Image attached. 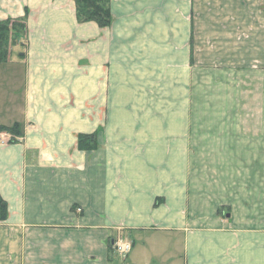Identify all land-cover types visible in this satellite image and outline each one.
<instances>
[{
    "label": "crops",
    "instance_id": "1",
    "mask_svg": "<svg viewBox=\"0 0 264 264\" xmlns=\"http://www.w3.org/2000/svg\"><path fill=\"white\" fill-rule=\"evenodd\" d=\"M111 14L100 29L71 0H0V22L27 15L0 64V264H264V0ZM203 76L247 93L237 120L190 101Z\"/></svg>",
    "mask_w": 264,
    "mask_h": 264
},
{
    "label": "trees",
    "instance_id": "2",
    "mask_svg": "<svg viewBox=\"0 0 264 264\" xmlns=\"http://www.w3.org/2000/svg\"><path fill=\"white\" fill-rule=\"evenodd\" d=\"M76 5V18L79 24L94 23L100 29H107L113 23L110 10L111 0H73ZM27 35V15L19 19H7L0 22V64L8 63L13 47L23 45ZM18 126L11 130H2L11 133L15 139L19 136ZM11 142H14V140ZM16 141V140H15ZM98 135H85L78 138V148L90 152L98 149ZM9 215L7 203L0 194V222L7 220Z\"/></svg>",
    "mask_w": 264,
    "mask_h": 264
},
{
    "label": "rangeland",
    "instance_id": "3",
    "mask_svg": "<svg viewBox=\"0 0 264 264\" xmlns=\"http://www.w3.org/2000/svg\"><path fill=\"white\" fill-rule=\"evenodd\" d=\"M75 6V10H76V5L74 3L73 0H71ZM110 10H111V1H110ZM86 24H92V23H86ZM94 24V23H93ZM110 28V27H109ZM203 75H206V73H204ZM224 83V85H223ZM226 82H223V80L221 78H213V79H209L206 78V76H203L202 78H200L198 80V85L195 89V94L193 95V80H192V86H191V99L190 101L195 104H211L213 105V111L209 112L211 113L214 118L216 119H223L222 116L223 114H225V110H223V107L226 102L230 103L231 105V110H230V114H232V118L233 120H237V114L241 112L240 106H242L241 104V98H246L247 99V93H245V96L243 97V95L239 96L237 94L238 90H234L232 91L231 94L227 95L226 91H223V88L228 86L225 84ZM231 84V82H230ZM249 84V85H248ZM241 85H243V88H247L248 89H252V84H250L249 79L244 80V83H241ZM257 86V85H255ZM229 89V88H228ZM230 91V90H229ZM234 92V93H233ZM252 97V96H251ZM247 103V101H246ZM235 104V105H232ZM247 105V104H246ZM227 107V106H226ZM229 113V112H228ZM243 116L247 115L249 112H244L242 111ZM227 114V113H226ZM230 118V117H229ZM231 119V118H230ZM217 129H221V128H217ZM232 130V128H231ZM235 130H237V127L235 128Z\"/></svg>",
    "mask_w": 264,
    "mask_h": 264
},
{
    "label": "built area",
    "instance_id": "4",
    "mask_svg": "<svg viewBox=\"0 0 264 264\" xmlns=\"http://www.w3.org/2000/svg\"><path fill=\"white\" fill-rule=\"evenodd\" d=\"M9 135H2L1 143L2 145H7L11 143L12 138ZM114 250L116 251L118 259L124 263L128 256L131 254L133 250V244L129 239L123 236H119L114 240L113 243Z\"/></svg>",
    "mask_w": 264,
    "mask_h": 264
}]
</instances>
